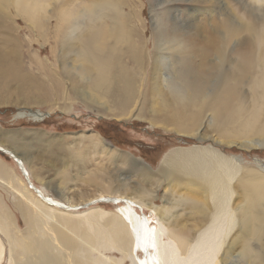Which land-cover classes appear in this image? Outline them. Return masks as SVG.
Here are the masks:
<instances>
[{
  "label": "bare ground",
  "instance_id": "1",
  "mask_svg": "<svg viewBox=\"0 0 264 264\" xmlns=\"http://www.w3.org/2000/svg\"><path fill=\"white\" fill-rule=\"evenodd\" d=\"M57 1L54 0V4ZM179 1L162 0L164 3ZM186 1L191 3L190 7L202 9L203 21L197 23L198 19L193 17L198 14L197 10L182 14L189 19L169 9L164 15L154 13V56L149 84L138 83L123 61L128 57L142 67L146 57L145 41L139 34L141 29L134 23L138 19L133 18L132 9L130 12L122 9L128 5L124 0H87L79 9L57 10L64 24L60 25L56 42L61 44L62 56L80 62L76 68L77 77L87 79L93 91L112 98L118 105L119 112L115 116L124 115L126 108L142 95L143 100H159V106L165 109L161 114L163 123L178 133L193 132L208 112L205 130L230 138L218 144H238L246 149L263 147L264 0ZM49 4L50 0H0V8L13 6L35 26L47 22ZM133 36L139 39L136 41ZM70 39H76L78 44L74 45ZM244 86L251 91L249 102L241 91ZM82 96L88 101L97 98L94 92L87 91ZM252 101L255 103L250 106ZM18 114L42 117L30 110ZM234 138L244 140L236 142ZM84 139L90 155L100 148L99 143L102 145L93 135L82 137ZM205 147L166 153L156 173L142 163L134 168L144 181L157 186L163 184L161 180L167 182L162 194L166 200L163 206L155 205L153 200L158 195L138 180L131 183L114 179L117 187L110 191L112 180L106 173L94 170L95 167L90 169L89 179L101 191L74 204L59 190L58 197L54 196L53 193L57 194L54 191L58 192L56 186L42 182L41 174L31 173L24 155H19L1 139L0 151L13 160L23 180L0 160V186L9 189L13 199H17L13 207L20 213L25 227L18 230L10 209L0 196V235L7 243L5 246L0 239V264L6 250L8 264H107L108 258L102 254L97 256L107 247L127 250L131 264H213L214 254L222 249L226 236L222 264L238 245L243 250V264H264L262 162L256 161L260 162L257 169L241 166L235 163L236 158ZM56 148L64 156L72 157L76 165L87 167L86 150L81 152L60 144ZM115 160L132 162V157L117 152ZM90 161L87 165H95L93 158ZM60 176L62 179L68 177L65 173ZM176 187L192 192L184 190L181 193ZM233 194L241 199L235 206L231 205ZM99 202L114 204L116 210L105 216L103 211L90 207ZM81 208L87 210L80 214ZM138 208H146L151 213L139 214ZM176 208H180L179 211L188 209L203 217L181 224L177 221L180 216L172 213ZM68 211L76 213L68 214ZM62 228L68 229L67 232ZM258 243L261 245L257 246ZM112 263L122 264L120 260Z\"/></svg>",
  "mask_w": 264,
  "mask_h": 264
},
{
  "label": "rangeland",
  "instance_id": "2",
  "mask_svg": "<svg viewBox=\"0 0 264 264\" xmlns=\"http://www.w3.org/2000/svg\"><path fill=\"white\" fill-rule=\"evenodd\" d=\"M124 1L128 5L123 6L122 9L129 12L132 9L135 12L133 18L138 19V22L134 23H138L141 29L139 34L145 41L143 48L146 57L142 67L136 65L128 57L123 58V61L125 67L134 73L138 83L145 81L149 84L152 80L151 62L154 56L152 45L155 27L154 13L164 15V12L169 9L174 14L177 12L180 16L189 19L182 14L197 10L198 14L193 17L198 19L196 20L198 23L204 19L200 13L202 9L197 8V6L195 8L190 7L191 3L186 0L174 3H164L162 0ZM86 3L87 0H58L54 4V0H50L46 15H49V18L40 26H35V24L26 21L13 6L0 8V140H5L7 146L16 149L19 155H24L23 159L28 160L27 166L32 170L31 173L33 172L35 176L41 174L39 177H41L42 182L54 184L57 191L63 193L64 198L74 204H80L83 200L91 198L101 191L98 190V185L95 187L90 183L89 172L95 167L94 170L97 168L101 173H106L109 180H112L110 191H115L117 187L114 179H124L131 183L138 180L144 187L158 195L153 200L155 205L163 206L166 200L164 197L162 198V194L167 182L161 180L163 184L157 186L156 183L148 182L146 179L144 181L142 176L136 174L134 168L140 167L142 163L156 173L159 171L163 156L172 150L192 147L206 148L205 146H207L230 158H236V162L235 160L234 162L241 166L257 169L260 162L264 166V146L246 149L239 147L238 144L226 145L224 142L218 144L219 141H227L230 138L225 139L226 137H221L216 131L205 130L209 119L208 112H206L207 115L204 116L199 127H196L197 129L193 132L190 131L188 135L178 133L174 128L166 125L167 123H163L161 114L164 113L165 109L159 106V100L158 102L157 99L155 102L151 99L147 101V98L143 100L142 95L126 108L124 115L115 116L114 114L119 112L118 105L112 98L100 96L93 91L87 79L77 77L76 68L80 62L72 60L68 56H62L61 44L56 42L59 40L60 33L58 30L64 24L56 11H67L74 7L79 9ZM66 33L69 34L70 30ZM133 37L136 41L139 39L138 36ZM70 41L74 45L78 44L76 39H70ZM146 42H148L147 45ZM115 79L118 85V80L116 77ZM85 91L94 92L97 96L96 101L84 99L82 93ZM241 91L246 97L245 101H251V91L247 89V86H244ZM146 94L147 90L144 92V96ZM254 103L255 101H252L250 106H253ZM28 110L38 112L42 117L31 118L18 114ZM92 135L100 139L103 146L99 143L100 148L90 155L88 145H85V139L82 140V137ZM234 140L241 142L244 139L234 138ZM59 144L75 148L77 151L80 149L81 152L86 150L88 153L85 159L88 161L84 159V162L87 167L83 168L76 165L75 162L73 163L72 157L64 156L56 148V145L59 146ZM117 152L129 154L132 157V162L130 160L128 162L133 164L116 162L115 153ZM88 157L93 158L95 165H87L92 160ZM237 158L239 159L237 160ZM0 160L12 167L17 177L23 180V176L13 160L1 151ZM258 160L259 163L256 162ZM130 165H133V168ZM85 169L88 170L87 173ZM60 172L61 174L65 173L68 177H64L63 180ZM150 176L157 177L154 174H150ZM33 181L35 180L33 179ZM176 188L177 190L181 189V193L184 190H188L185 192H192L183 187V189ZM59 191H54L57 194H54L53 190L49 193L51 192L50 194L53 193L54 196L58 197ZM0 196L3 204L10 209L16 227L22 231L25 224L20 213L13 207L14 201L17 199H13L14 195L9 189L1 186ZM199 197L203 199V197ZM240 200L237 195L233 194L231 205L239 204ZM90 207L103 211L105 216L110 213L113 214L116 210V205L104 202L93 204ZM177 208L173 209L172 213L180 216L177 221H181V224L194 221L195 217L199 220L203 217L200 214H198L200 217L197 216L191 210L179 211L180 208ZM86 210V208H81L78 212L81 214ZM136 210L139 214L148 213L149 215L151 213L146 208ZM67 213L75 214L76 211H68ZM151 219L154 218L151 217ZM152 225L156 226V223H152ZM63 230L67 232L68 229L64 228ZM160 234L162 233L160 232ZM0 239L5 242L1 235ZM224 240L222 249L226 246L227 236ZM259 244L261 245L258 243L257 246H260ZM222 249L214 254L213 264H222ZM242 251V247L239 245L233 247L225 264H243ZM127 253V250L123 252L118 251L115 247H107L102 249L97 256L102 254V257L108 258L107 264H113L112 261L115 260H120L122 264H131ZM5 254L6 258L8 256L7 250ZM122 255L124 257H121ZM138 255L140 254L138 253ZM5 258L2 264H8Z\"/></svg>",
  "mask_w": 264,
  "mask_h": 264
},
{
  "label": "water",
  "instance_id": "3",
  "mask_svg": "<svg viewBox=\"0 0 264 264\" xmlns=\"http://www.w3.org/2000/svg\"><path fill=\"white\" fill-rule=\"evenodd\" d=\"M35 113H38V112H35Z\"/></svg>",
  "mask_w": 264,
  "mask_h": 264
}]
</instances>
